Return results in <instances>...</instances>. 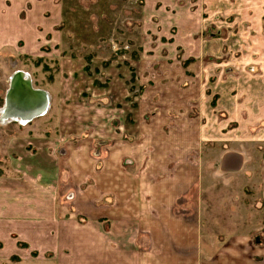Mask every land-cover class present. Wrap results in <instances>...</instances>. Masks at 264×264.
Instances as JSON below:
<instances>
[{
	"label": "crops",
	"instance_id": "crops-1",
	"mask_svg": "<svg viewBox=\"0 0 264 264\" xmlns=\"http://www.w3.org/2000/svg\"><path fill=\"white\" fill-rule=\"evenodd\" d=\"M143 3L148 25L163 18L143 49L172 56H107L97 88L74 82L87 60L43 46L63 0H0V129L21 134L5 138L0 264H264V0ZM20 44L41 64H70L69 78L15 68ZM18 70L48 107L2 120ZM81 87L102 107L73 104ZM237 183L245 203L219 204L218 184L239 193ZM240 207L244 227L213 230L214 211Z\"/></svg>",
	"mask_w": 264,
	"mask_h": 264
},
{
	"label": "rangeland",
	"instance_id": "rangeland-1",
	"mask_svg": "<svg viewBox=\"0 0 264 264\" xmlns=\"http://www.w3.org/2000/svg\"><path fill=\"white\" fill-rule=\"evenodd\" d=\"M144 11L145 6L143 0H63V17L59 22H56L57 24L54 27V31L48 33L49 35L47 34V38L43 40V42H47L46 44L43 43V46H46L47 48L51 46L50 43L53 41L50 50H48L50 52L46 50V53L55 52V50H59L58 52H60L61 49L64 48L66 50L64 56L67 54L69 57L80 56L81 58H84V60H87L89 63L88 65L85 64L84 66L78 65L73 67L78 70L77 74L79 75L74 76V79H77L74 82L83 84V86L87 87L90 86L87 82L89 81L90 83L93 80L94 85H96L97 88H100V84L102 86L105 82L97 78H100L101 74H99V70H102L103 63H105L102 59L107 56H123L122 52L131 53L132 51H135L141 56L145 54L149 55V53L151 55L152 52L153 55H156L159 58L162 57L161 54L170 57V50H162L155 46L152 50L149 49V53H147L146 50L143 49L144 46L142 44L148 41H153V43L154 41H157V37L151 36V38H147L145 31L146 27L156 29V26H163V18L160 20L156 19L158 24L155 22V25L152 23L148 25L149 22L146 23V21H143ZM40 41H42V39H40ZM56 41L58 42V47L55 49L54 44ZM21 47L22 45L20 44L19 51L16 47L13 49L10 48L20 59V63H17L16 66H14L15 68L17 67V69L23 68L27 70H35L37 68L44 74L45 81L49 80L48 77L55 73L63 78H69L64 70L65 68L71 67L70 64L61 65L58 61H54L53 59L50 60V63L52 64L48 62L41 64L43 59L39 58L36 52L34 54L25 53V51H20ZM41 50L43 51L44 49ZM175 52L176 54L173 56H182L181 50H178V52L175 50ZM170 55L172 56V54ZM51 57L54 58V54H52ZM88 58H90V60H88ZM92 58L97 60L93 63L91 61ZM8 66L10 71L14 69L12 66ZM150 66L158 76L165 74L162 64L157 62L155 65ZM4 67H7V64L3 67L0 66V74L8 72V67L5 69ZM83 67L87 68L88 71L84 70ZM135 68L137 69V67ZM173 69L176 71L175 68ZM84 78L86 79L85 82ZM134 80H130V82H134ZM67 81L69 82V80ZM82 88L83 87H81V89ZM4 89L5 84L0 86V101ZM84 90L85 98H83V100L82 98H79L78 100L73 98V104H80L82 101L90 100L87 95L91 90ZM101 99L102 96H98L94 97L93 101L89 102L100 108L103 104ZM190 99L191 101L194 100L193 97ZM177 103L179 105L182 104L181 101ZM19 135L21 134L16 132L15 127H11L9 130L0 129V173H3L7 166L6 157L8 156V150L5 146V138ZM235 185L242 188L240 183ZM241 190L242 191L238 193L237 190L234 189L231 193L228 187L218 184V187H216L215 199L219 201V204L222 203L221 201H226V199H230L234 206H237L239 202L244 204L246 191L244 188ZM243 204L240 205L243 206ZM240 208L231 210L228 208L217 209L213 212V216L211 217L212 223L209 220L208 223H211L213 230L216 229L215 227H219L221 233H225L232 228L240 230L244 226L239 223L242 222L243 215L246 212L245 209Z\"/></svg>",
	"mask_w": 264,
	"mask_h": 264
},
{
	"label": "water",
	"instance_id": "water-1",
	"mask_svg": "<svg viewBox=\"0 0 264 264\" xmlns=\"http://www.w3.org/2000/svg\"><path fill=\"white\" fill-rule=\"evenodd\" d=\"M11 86L7 92L6 104L4 108H8L6 116L11 117V114H16L18 118L29 119L36 117L45 112L47 107H43L42 103L48 105V97L46 91L40 89H34L31 85L29 76L27 73L20 70L15 71L11 76ZM38 96V101L41 104H37L35 97ZM36 102V103H35ZM37 109H36V108Z\"/></svg>",
	"mask_w": 264,
	"mask_h": 264
},
{
	"label": "bare ground",
	"instance_id": "bare-ground-1",
	"mask_svg": "<svg viewBox=\"0 0 264 264\" xmlns=\"http://www.w3.org/2000/svg\"><path fill=\"white\" fill-rule=\"evenodd\" d=\"M35 99H36V102H37L38 99H40V98H38V96H36ZM39 101H40V100H39ZM39 101L37 102V104H38V103L41 104ZM36 102H35V103H36ZM42 106H43V107H48L47 102H46V104L42 103ZM35 108H36V107H35ZM7 109H8V108H4V110H3V112H2V115H1V116H3V118H2L3 120H5V116H6V113H5L4 111H6ZM36 109H37V108H36ZM10 116L13 118V120H14V118H16L17 120L20 119V118H18V116H16V114H14V113L11 114ZM20 117H23V116H20ZM23 119H24V118H23ZM23 119H22V118L20 119L21 122H25V120H23Z\"/></svg>",
	"mask_w": 264,
	"mask_h": 264
}]
</instances>
